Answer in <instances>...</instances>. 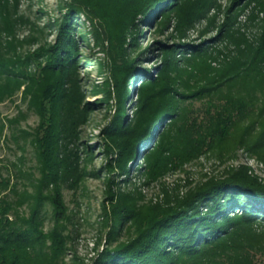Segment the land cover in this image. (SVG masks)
I'll use <instances>...</instances> for the list:
<instances>
[{
	"label": "rangeland",
	"instance_id": "1",
	"mask_svg": "<svg viewBox=\"0 0 264 264\" xmlns=\"http://www.w3.org/2000/svg\"><path fill=\"white\" fill-rule=\"evenodd\" d=\"M263 39L264 0H0V173L40 179L32 142L47 131L51 96L53 115L70 124L57 141L70 157L56 177L65 264H98L115 212L126 206L145 216L241 166L264 180L263 154L229 152L228 142L187 153L181 137L224 103V74L207 78L211 68L221 69L242 40ZM209 83L210 94L196 95ZM150 119L131 154L133 131ZM18 178L23 189L27 177ZM42 216L50 232L51 200Z\"/></svg>",
	"mask_w": 264,
	"mask_h": 264
},
{
	"label": "trees",
	"instance_id": "2",
	"mask_svg": "<svg viewBox=\"0 0 264 264\" xmlns=\"http://www.w3.org/2000/svg\"><path fill=\"white\" fill-rule=\"evenodd\" d=\"M205 53L194 51L199 57ZM220 66L219 70L211 68L207 78L214 72L224 74L221 88L229 89L224 103L220 108L209 107L202 125L182 132V145L187 153H199L222 151L228 142L229 152L241 147L255 156L264 155V39L259 43L242 40ZM210 87L209 83L196 95L210 94ZM167 89L176 94L172 84ZM46 101L47 131L32 142L40 179L19 170L27 177L20 189L21 175L12 178L11 173H0V264H65L66 237L60 227L64 215L59 212L64 200L56 177L70 159L57 143L60 127L68 121L63 123L53 115L51 107L56 102L51 96ZM166 109L163 113L172 114ZM150 123L151 119L133 131L131 154L149 133ZM128 161L123 160L124 170ZM45 200L57 209L50 232L42 216ZM138 210L126 206L115 212L117 224L108 234L98 264H264V180L248 167L232 168L223 179L192 188L145 216L136 214ZM129 222H133V232L125 235Z\"/></svg>",
	"mask_w": 264,
	"mask_h": 264
}]
</instances>
